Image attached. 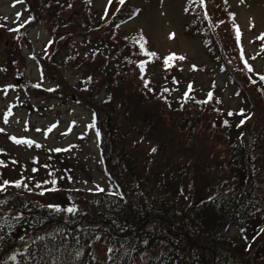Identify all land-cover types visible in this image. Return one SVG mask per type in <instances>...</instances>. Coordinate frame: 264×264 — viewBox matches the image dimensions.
<instances>
[{"label": "trees", "instance_id": "trees-1", "mask_svg": "<svg viewBox=\"0 0 264 264\" xmlns=\"http://www.w3.org/2000/svg\"><path fill=\"white\" fill-rule=\"evenodd\" d=\"M90 4L91 0H45L44 7L34 9L32 3L28 7L50 10L59 34V50L74 52L67 61H59L55 52L52 63L46 60L48 71L43 64L44 71L56 75L61 88L65 82L60 66L74 60V66L82 69L83 76L74 89L80 101L89 97L95 101L99 130L107 132L101 133L104 162L123 199L87 192L91 198L82 200L86 203L83 206L80 195L86 192H63L62 206L74 204L79 209L70 214L55 213L41 200L18 204L9 189L0 193V200L9 195L17 203L0 205L12 212L0 217L6 215L13 225L11 230L8 225L0 228V264H104L95 254V241L110 245L112 264H264V81H260L264 72L255 71L254 63L242 54L246 53L233 47L236 37L227 36L223 22L196 9L203 18L196 14L187 30L196 29L194 23L199 22L207 50L215 58V72L226 76L227 83L252 109L249 120L239 127L245 130L241 140H231L226 133L234 129L221 121L223 113L219 115L216 99L197 107L187 102L179 109L175 107L162 93L165 86L156 91L159 87L153 82V74L149 75L152 85L147 77L145 62L157 56L150 54L153 52L145 46L140 32L122 35L120 11L101 25L95 23ZM206 5H210L209 0ZM82 36L87 46L79 52L76 44ZM258 45L264 50V38ZM102 88L107 92L104 100L98 96ZM166 116L175 118L176 124ZM186 123L190 128L184 126ZM186 129L191 138L188 146L193 148L203 141L199 135L212 136L215 145L224 146L230 157L214 187L208 180L204 194L194 189L205 178L201 177L205 172L199 169L198 159L192 160L194 167L178 168L164 154L167 147L181 154L189 150L180 143L183 140H174L186 137ZM131 135L153 139L150 141L156 152L141 159L136 150L139 143L128 146ZM192 154L189 159L197 157ZM89 203H97L98 208L89 207ZM20 212L23 219L17 223L11 217ZM235 227L241 233L232 237L230 231ZM41 236L43 240L38 239ZM77 250L82 254L75 258ZM13 254L17 260L10 259Z\"/></svg>", "mask_w": 264, "mask_h": 264}, {"label": "rangeland", "instance_id": "rangeland-1", "mask_svg": "<svg viewBox=\"0 0 264 264\" xmlns=\"http://www.w3.org/2000/svg\"><path fill=\"white\" fill-rule=\"evenodd\" d=\"M29 1L34 9L44 7L45 4V0ZM206 1L126 0L125 5H120L119 0H112L111 3L109 0H91L90 7L92 14L94 13L95 23L101 25L105 19H111V15L120 9L123 16L120 23L122 35L140 32L145 46L157 56L154 61L146 63L147 77L150 78L149 75L152 77L153 74V82L158 83L159 90L156 91L165 86L161 92L165 93L178 109L185 102L188 106L197 107L201 101L209 100L207 94L211 92V99H216L215 106L220 111L219 115L223 113L221 121L230 123L234 129L233 133L226 134L231 135V140L236 138L241 140V133L245 130L239 127L249 120L252 109L235 93L234 87L227 83V77L223 74L217 75L215 72V58L207 50L199 22L194 23L196 29L187 30L186 26L196 14L202 17L201 12L196 10L199 8L214 20L223 22L222 25H226L229 32L227 36L236 37L233 47L245 52L246 55L242 54L254 63V70L262 73L264 50H261L263 47L260 48L258 42L264 38V0H209V6L206 5ZM30 3L28 0H0V128L5 129L0 133V149L3 150L0 151V161L4 162L0 165V182L21 180L27 185L21 188L8 187L9 191H14L18 204H26L29 200H41L47 204L62 205L65 201L61 194L68 191L74 194L80 191L120 193V186L108 171L106 172L102 161L100 136L102 132L106 134L107 132L104 129L99 131L100 126L95 122L93 110L95 103H92L95 101L92 97L80 101L74 89L83 76L82 69L74 66V60L64 67L60 66V70L64 71L62 79L65 82L61 88L58 86L56 75L54 77L46 74L41 77L40 62L45 64V70L48 71V64L52 63L51 57L55 52L59 61H67L69 55H74V52L69 53L66 48L59 50V34L55 29L53 13L44 8L42 11L29 9ZM17 13L21 15L18 17ZM28 17L34 19L20 27L25 21H29ZM51 37L57 38L55 43ZM84 37L77 40L76 48L79 52L85 50L87 46ZM170 54H175L176 57L183 56L185 59L177 58L170 65L166 64L165 61ZM44 60L50 61L46 63ZM163 82L166 84H162ZM36 83H40L44 88L54 87L56 91L50 93L36 90L33 87ZM5 85L15 87L8 89L5 95L2 91ZM98 96L100 100L106 99V89L102 88ZM9 108L12 109V115L8 116L9 122L5 124L4 117ZM183 118L189 120L186 115ZM165 119L176 124L173 117L166 116ZM120 120L123 121L122 115ZM252 122L251 120V129L255 127ZM90 124L94 126L89 127ZM189 125L190 123H186L184 126L190 128ZM176 127L177 125L174 129ZM229 129L230 127L228 131ZM210 130L216 131L212 128ZM185 134L186 137L174 140H183L180 143L190 145V130L186 129ZM11 136L31 139L35 144L31 146L16 144L10 139ZM199 138L203 141L193 148L188 146L189 150L185 154L170 150L168 147L164 154L170 159L167 161L174 162L178 168H185L187 165L194 167L190 164L192 160L198 159L196 163L200 162L199 169L205 172L201 177L205 178L201 185L194 189L204 194L208 180L209 185L214 187L213 182L218 179L221 170L228 166L230 157L224 146L215 145L212 136L206 138L199 135ZM150 140L153 139L148 136L140 139L136 135H131L128 146L133 147L138 142L136 150L140 153L141 159H145L152 154ZM174 143L179 145L176 141ZM36 144L41 147H37ZM191 153L197 157L189 159ZM62 176L66 179L59 181ZM52 180L58 181L53 185L50 183ZM55 187L59 191H45ZM97 187L103 191L97 190ZM88 193L80 195L81 202L91 198ZM4 199L8 200L11 206H17L11 196L8 195ZM82 203L86 206L85 202ZM88 205L91 208H98L97 203ZM7 213L12 214L11 211L0 208V215ZM230 233L232 237L239 236L240 228H232ZM109 246L104 242H94L95 254L104 264L113 262Z\"/></svg>", "mask_w": 264, "mask_h": 264}, {"label": "snow or ice", "instance_id": "snow-or-ice-1", "mask_svg": "<svg viewBox=\"0 0 264 264\" xmlns=\"http://www.w3.org/2000/svg\"><path fill=\"white\" fill-rule=\"evenodd\" d=\"M112 0H109V3H111ZM125 2L126 0H119V4L120 5H125ZM120 9H117V11H119ZM137 13H139V9H137ZM21 14L20 13H17V16L19 17ZM130 18H131V15H130ZM32 19H34V17H30L29 18V21L30 22ZM20 27H24V24H21ZM13 31H17L18 29H12ZM172 36L174 37V34H172ZM237 36H239V30H237ZM141 48H144V44L141 43ZM151 55L155 56L156 54L155 53H150ZM180 59V60H183L185 59V57L183 56H180V57H176L175 54H170L165 63L166 64H171L174 60L176 59ZM245 65L247 66V70L249 72H252L253 71V68L251 65H248L247 61H245ZM195 67V66H194ZM141 68H143V65H141ZM41 77H43V71L41 69ZM88 80H91V77H88ZM260 81H264V75H260ZM256 81H253V83H255ZM42 85L40 83H36L33 85V87L35 88H40ZM15 86L14 85H5L3 86V89L2 91L4 92L5 95H7V91L8 89L10 88H14ZM189 88H191V85L188 86ZM48 91H54L55 89L53 88H49L47 89ZM167 91V90H165ZM185 95H187V93H185ZM208 96V99H211L212 98V93L209 92L207 94ZM110 99V97H109ZM202 103H206L207 101H201ZM12 115V109L9 108L5 117H4V123L7 124L9 121H8V116ZM94 125L90 124L89 127H93ZM49 131H51V128L48 129ZM5 129L4 128H0V133L4 132ZM36 131H41L40 129H36ZM99 134V133H97ZM11 140H13L16 144H25V145H28V146H31L33 144H35V141L31 140V139H27V138H17L16 136H11L10 137ZM37 147H41V145L39 144H36ZM54 151H61V149H53ZM0 151H3L2 149H0ZM152 152H156V148H152L151 150ZM16 161H13V163H15ZM3 161H0V165H3ZM35 170V169H34ZM51 184L55 185L57 183L56 180H52L50 182ZM15 187V188H21V187H27L26 184L23 183V181L21 180H15V181H8V180H3L2 182H0V193H3V192H6L8 190V187ZM39 186V185H38ZM97 190L99 191H103V189H100L99 187H97ZM48 191H59L58 188H51V189H48ZM42 195L44 194L43 192L41 193ZM112 195H116V196H119L121 199H123V193H112ZM211 199V198H210ZM8 201L7 200H0V205H4V204H7ZM46 207L50 210H52L53 212L55 213H60V212H66V213H70V214H76L79 209L77 208L76 205H69V206H62L60 204H48L46 205ZM12 220L16 221L17 223H19L20 220L23 219V213L20 212L18 213L16 216L14 217H11ZM4 225H8L9 227V230H11V228L13 227L12 224L9 223V219L7 218V216L5 215L4 217H0V228L4 227ZM21 239H23V237H21ZM38 239L40 240H43L44 237L41 236V237H38ZM145 243H147V241H145ZM112 249H109V252H111ZM81 252L79 250H77L75 252V258H78L81 256ZM10 259L12 260H17V256L15 254H13L12 256H10Z\"/></svg>", "mask_w": 264, "mask_h": 264}]
</instances>
